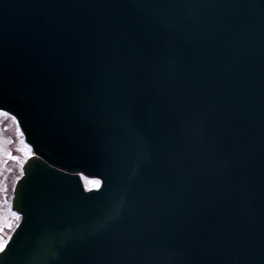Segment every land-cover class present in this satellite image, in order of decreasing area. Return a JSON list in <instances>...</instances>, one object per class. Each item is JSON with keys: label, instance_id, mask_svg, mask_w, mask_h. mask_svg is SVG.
Instances as JSON below:
<instances>
[{"label": "water", "instance_id": "1", "mask_svg": "<svg viewBox=\"0 0 264 264\" xmlns=\"http://www.w3.org/2000/svg\"><path fill=\"white\" fill-rule=\"evenodd\" d=\"M0 109V264H264V0H0Z\"/></svg>", "mask_w": 264, "mask_h": 264}, {"label": "rangeland", "instance_id": "2", "mask_svg": "<svg viewBox=\"0 0 264 264\" xmlns=\"http://www.w3.org/2000/svg\"><path fill=\"white\" fill-rule=\"evenodd\" d=\"M6 143H9V146ZM30 155L31 149L24 142L15 119L12 115L0 111V238L5 241L20 219V216L10 209L12 184L21 175V166Z\"/></svg>", "mask_w": 264, "mask_h": 264}, {"label": "snow or ice", "instance_id": "3", "mask_svg": "<svg viewBox=\"0 0 264 264\" xmlns=\"http://www.w3.org/2000/svg\"><path fill=\"white\" fill-rule=\"evenodd\" d=\"M93 183L99 185V184H102L103 181H93ZM9 227H11V226L9 225ZM8 247H9V245H8L7 241L0 238V254H2V256L4 258H7V256H8Z\"/></svg>", "mask_w": 264, "mask_h": 264}, {"label": "bare ground", "instance_id": "4", "mask_svg": "<svg viewBox=\"0 0 264 264\" xmlns=\"http://www.w3.org/2000/svg\"><path fill=\"white\" fill-rule=\"evenodd\" d=\"M7 146H9V143H6Z\"/></svg>", "mask_w": 264, "mask_h": 264}]
</instances>
